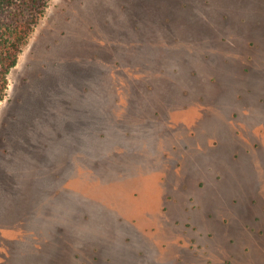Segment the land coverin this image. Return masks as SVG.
Here are the masks:
<instances>
[{
	"label": "rangeland",
	"instance_id": "1",
	"mask_svg": "<svg viewBox=\"0 0 264 264\" xmlns=\"http://www.w3.org/2000/svg\"><path fill=\"white\" fill-rule=\"evenodd\" d=\"M0 101V264H264V0H51Z\"/></svg>",
	"mask_w": 264,
	"mask_h": 264
},
{
	"label": "trees",
	"instance_id": "2",
	"mask_svg": "<svg viewBox=\"0 0 264 264\" xmlns=\"http://www.w3.org/2000/svg\"><path fill=\"white\" fill-rule=\"evenodd\" d=\"M51 0H0V101L8 74Z\"/></svg>",
	"mask_w": 264,
	"mask_h": 264
}]
</instances>
